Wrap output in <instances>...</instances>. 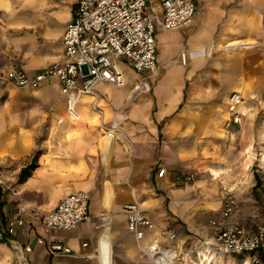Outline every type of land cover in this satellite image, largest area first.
<instances>
[{
    "label": "crops",
    "instance_id": "1",
    "mask_svg": "<svg viewBox=\"0 0 264 264\" xmlns=\"http://www.w3.org/2000/svg\"><path fill=\"white\" fill-rule=\"evenodd\" d=\"M76 3L0 0V177L8 187L0 195V226L21 219L10 238L28 249L29 264H149L141 249L154 239L176 251L177 264H204L205 240L190 229L192 212L201 214L190 204L194 193L228 184L238 172L242 124L226 127L230 96L243 98L248 126L264 108V0H194L189 25L155 34L156 71L136 73L119 60L126 86L98 85L101 113L84 98L75 122L57 80L28 90L4 76L19 69L34 77L63 64L62 37ZM146 13L163 18L156 0H148ZM140 82L149 92L135 97ZM114 122L119 131L109 139L105 129ZM259 129L264 134V122ZM259 156L264 172V152ZM77 192L90 198L89 220L72 231H47L42 215ZM133 203L154 225L141 242L127 229L124 207ZM163 230L175 232L176 241L163 239ZM50 244L64 251L50 253ZM257 257L264 264V255ZM222 258L213 264H232ZM17 261L0 241V264Z\"/></svg>",
    "mask_w": 264,
    "mask_h": 264
},
{
    "label": "built area",
    "instance_id": "2",
    "mask_svg": "<svg viewBox=\"0 0 264 264\" xmlns=\"http://www.w3.org/2000/svg\"><path fill=\"white\" fill-rule=\"evenodd\" d=\"M156 1L163 10L161 20L155 14L146 13L148 0H77L73 19L62 37L63 64L51 65L34 77L27 76L22 70L13 69L5 74V81L17 89L38 90L46 81L55 79L60 84L70 119L75 122L80 120L77 107L87 97L93 101V110L101 113L97 86L105 84L123 88L127 84L119 60H127L136 73L155 72V34L158 31H178L189 25L193 18L194 0ZM181 59L185 62L186 56L182 55ZM136 87L140 89L138 96L149 92L146 82H140ZM242 104L243 98L239 94L230 96L227 128L242 124L246 116ZM118 131V122H114L109 129H105V135L112 139ZM164 172L161 170L158 177H162ZM5 190L8 187L0 177V195ZM222 194V212L209 222L211 240L205 242L201 253L204 264H210L213 258L220 260L226 255L247 256L251 264H260L257 254L264 255V223L253 227L243 224L236 217L238 202L235 194L227 188L223 189ZM89 207L90 198L86 193H72L65 196L54 210L43 214L41 220L47 231H72L80 223L89 220ZM22 212L18 209V216ZM124 213L128 231L133 234L136 242H141L145 232L154 228L152 221L138 203L126 205ZM16 225H22L21 219H16L6 227L0 226V241L9 243L15 252L17 264H29L25 257L28 249H23L10 238L14 235ZM160 235L168 243L177 239V234L169 230L161 231ZM48 251L57 253L64 249L61 245L50 244ZM141 251L148 257L149 264H177L179 261L174 249L156 239Z\"/></svg>",
    "mask_w": 264,
    "mask_h": 264
},
{
    "label": "rangeland",
    "instance_id": "3",
    "mask_svg": "<svg viewBox=\"0 0 264 264\" xmlns=\"http://www.w3.org/2000/svg\"><path fill=\"white\" fill-rule=\"evenodd\" d=\"M248 115L247 111L245 112ZM251 113V112H250ZM259 119L255 120L250 126L244 120L242 122L239 135V144L241 145L240 162H236L239 167L232 181L228 184L220 183L217 185H208L201 195H196L191 200V210L200 213L201 216L192 212V220L196 221L195 227H190L192 235L201 236L205 242L211 239L209 231V222L217 217L220 205L223 208V189H230L237 197V218L248 227L264 223V172L260 170V153L264 152V134H260V126L264 122V108L259 110ZM245 116V118H246ZM254 130L255 132L251 131ZM249 132V133H248ZM250 148V149H249ZM260 177L257 184L256 179H250L252 174ZM206 257H208L206 255ZM227 259L232 264H249L248 258L234 257L226 255L222 260ZM219 259L213 258L210 264L217 262ZM221 260V261H222ZM222 263V262H221ZM220 263V264H221ZM228 263V262H227Z\"/></svg>",
    "mask_w": 264,
    "mask_h": 264
},
{
    "label": "trees",
    "instance_id": "4",
    "mask_svg": "<svg viewBox=\"0 0 264 264\" xmlns=\"http://www.w3.org/2000/svg\"><path fill=\"white\" fill-rule=\"evenodd\" d=\"M34 168V164H31L30 166H28L26 169H24L21 172L20 178L23 179L24 177L28 176V174L30 173V171ZM256 178L257 184H259L260 182V177H258L257 175L254 176Z\"/></svg>",
    "mask_w": 264,
    "mask_h": 264
},
{
    "label": "bare ground",
    "instance_id": "5",
    "mask_svg": "<svg viewBox=\"0 0 264 264\" xmlns=\"http://www.w3.org/2000/svg\"><path fill=\"white\" fill-rule=\"evenodd\" d=\"M135 90H138L139 91L140 89L136 87ZM137 96H138V93H137V95L135 97H137ZM133 99H135V98H133Z\"/></svg>",
    "mask_w": 264,
    "mask_h": 264
}]
</instances>
